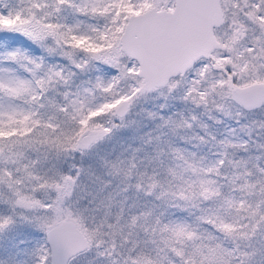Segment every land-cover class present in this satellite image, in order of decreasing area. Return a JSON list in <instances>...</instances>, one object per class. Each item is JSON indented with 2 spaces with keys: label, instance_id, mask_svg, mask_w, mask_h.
<instances>
[{
  "label": "snow or ice",
  "instance_id": "snow-or-ice-1",
  "mask_svg": "<svg viewBox=\"0 0 264 264\" xmlns=\"http://www.w3.org/2000/svg\"><path fill=\"white\" fill-rule=\"evenodd\" d=\"M19 3L24 7L0 12V33L19 34L49 54L59 51L78 70L89 64L98 73L97 65L115 70L108 79L97 75L94 82L89 81L91 88L64 91L61 103L46 93L56 85L69 87L75 73L66 75L61 66L45 64L43 56L28 55L20 48L0 54V93L29 106H0V231L12 225L17 215L29 222L35 220L46 236V243L35 249V264H70L73 256L92 245L96 233L62 207L64 197L71 193L72 178L59 173L40 174V159L23 162L25 150L38 151L36 145H41L55 148L57 154L69 150L83 153L112 131L99 123V118L115 116L122 121L136 97L165 85L174 87L178 81L173 78L194 65L201 68L200 79L192 82L188 95L196 92L204 101L210 91L219 89L221 95L245 107L264 102V72L258 70L264 69V0ZM64 6L83 16L102 17L105 24L85 25L81 30L79 23H53V14ZM81 52L84 59L77 60ZM129 78H135L137 86L129 94L117 91L120 83ZM201 84L205 86L203 90L197 87ZM97 92L103 94L101 102L93 103ZM41 109L51 115L45 119ZM227 164L243 168L242 162L228 160ZM224 166V159L207 169L189 164L187 179L173 171L181 187L172 195L184 203L170 206L181 211L197 209L200 215L196 223H163L159 216L149 219L151 212L133 216L127 227L138 226L148 239L129 241L128 237L134 235L131 231L123 237L125 243L130 242L124 264H237V259L239 264H256L257 256L264 264V245L257 248L250 242L249 251L241 252L236 243L251 241L257 232L264 236V179H249L251 171L233 173L227 177L228 186L242 194L240 198L233 197L222 191L224 185L211 179L213 174L220 176ZM258 171L264 175V168ZM49 191H55V199L45 202L37 198V193ZM253 196L257 197L255 201L246 198ZM205 202H209L208 206L201 207ZM34 210L45 215H25ZM245 219L248 223H242ZM215 232L221 233L223 239ZM224 240H231L234 249L225 248ZM140 243L155 245L156 256L138 248Z\"/></svg>",
  "mask_w": 264,
  "mask_h": 264
},
{
  "label": "clouds",
  "instance_id": "clouds-1",
  "mask_svg": "<svg viewBox=\"0 0 264 264\" xmlns=\"http://www.w3.org/2000/svg\"><path fill=\"white\" fill-rule=\"evenodd\" d=\"M55 54L59 55V52ZM80 55L84 56L83 53ZM48 58L45 55V60ZM52 59H55V55ZM202 59L207 60V57ZM258 70L264 72V69ZM200 71L199 65L191 66L182 76L173 78L180 83V87H177V83L171 88L165 85L133 100L122 121L135 122L130 128L139 126L141 131L145 123L152 125L150 132L136 134V146L121 144L118 147H106L117 133L116 127L112 125L121 120L115 116H104L98 122L112 128V131L100 143L83 153L71 150L59 153L50 176L59 173L74 181L71 193L64 197L62 207L71 212L73 218L82 219L89 231L96 233L92 245L84 248L95 255V264H124L130 244L125 243L123 237L129 231L133 232L134 235L128 237L130 241L136 238L135 234L139 230L138 226L131 229L127 227L131 218L170 199L167 194L172 191L176 179L172 172H176L177 176L190 173L188 165L195 164L198 167L207 155L206 148L208 152L219 150L221 156L228 152L251 160L254 171L249 179H255L256 176L264 179V175L258 171L264 168V159L260 160L259 167L253 159L264 158V102L245 107L221 95L219 89L210 91L204 101L200 100L196 92L188 95L192 82L200 79ZM97 75L103 74L91 73L94 81ZM136 86V79L129 78L122 81L117 90L129 94ZM197 87L203 90L205 86L201 84ZM96 95L101 97L103 94L97 92ZM162 109H166L164 118L158 119ZM199 153H204V156ZM55 196V191L37 193V198L45 202L49 198L55 199ZM141 200L144 201L142 205L139 203ZM25 215L31 218L45 213L34 210L25 212ZM21 223L26 228L36 226L35 220L16 221L17 225ZM109 225L116 227L110 228ZM7 235L8 228L0 231V264H35L34 256L21 255L17 248L3 243ZM44 243L45 234L35 242V246L27 243L23 248L31 252ZM248 243L241 240V252L249 251ZM228 249H234V244ZM78 259L79 252L70 259V264H78Z\"/></svg>",
  "mask_w": 264,
  "mask_h": 264
},
{
  "label": "rangeland",
  "instance_id": "rangeland-1",
  "mask_svg": "<svg viewBox=\"0 0 264 264\" xmlns=\"http://www.w3.org/2000/svg\"><path fill=\"white\" fill-rule=\"evenodd\" d=\"M77 2H79V0H77ZM12 5L14 6L13 9H15L17 7H24L23 4L19 3V0H16L15 4H14V0H9L8 2H6L5 0H0V9L4 8V9L0 10V12H6L8 9H12ZM5 7H7V8H5ZM55 14L56 13H54V15ZM53 20L54 19H52V21ZM53 23H55V22H53ZM57 23H59V22H57ZM64 23H65V25H69V26H75L79 23V28L81 30H83L85 25L103 26L105 24V20L102 17H92V16L80 15L78 13H75L74 10L71 8V18L67 19L66 22H64ZM4 34H6V33H0V36L4 35ZM10 34L23 37V36L16 34V33H10ZM29 42L33 46H35L36 48L40 49L38 46L33 44L31 41H29ZM1 46L3 47V53L5 51L9 50V47H7L6 44H3L2 38L0 37V47ZM11 49H14V48H11ZM40 50L42 51V49H40ZM57 52H59V51H57ZM45 53H47V52H45ZM47 55L51 56V58L48 59L47 63H45V64L61 66L66 75L69 72L75 73V75L72 76L70 79L69 87L65 88L63 85H56L55 88H51L46 93L48 98H50V99L54 98L57 102L62 103L63 97H62L61 93H63L64 91L76 92L78 87L79 88H84V87L91 88V84L89 83V81L94 82V80L91 76V73L96 72L91 64L86 66L83 70H78L74 66H72L68 62V60L65 59L64 57H62L60 54L56 55L55 53H53V54L47 53ZM53 55H55V59H52ZM76 59L77 60H83L84 56H81L80 53H78L76 56ZM55 61H57V62H55ZM99 73H102L103 76L111 77L112 75L115 74V70L110 69L109 66L105 65V66L100 67ZM177 87H180L179 82L177 83ZM117 91H120V90H117ZM96 97H97V99L93 100V103H97L98 100H100V97H98L97 95H96ZM146 99L147 98H145V100ZM7 100H8L7 96H5L3 93H0V106H3L4 108H7L9 105H13V106L19 105L25 109H27L29 107L28 105L23 104V102L20 100H17L18 104L17 103L13 104L11 102H8ZM40 113L44 116L45 119H47V117L49 115H51V112L46 110V109H41ZM159 115H160V113L158 114V117H157L158 119H160ZM58 119H59V117H58ZM132 123L135 124V122L124 123L123 121L116 123V125H119V127H116L117 133L113 137V139L108 142V145H106V147H108L109 145L112 147H118L121 144H127L128 147H134L135 142L137 140V135H136L137 133H139L140 135H143L145 132L151 131V130H149L150 125L148 123H145L143 125V131H141L139 126H137L135 128H130ZM100 142L101 141H98L97 143H100ZM36 148L38 149V151H33L32 149L25 150L24 155H25L26 159L23 162L26 163L27 160H29V159H31V160L40 159L41 162L37 165V171L42 175L45 173L50 175L52 168L55 166V161L59 159V154H57L55 148H51V147L46 148L45 146H41V145H36ZM221 157H223V156H221ZM257 158H259V159H257ZM253 159L256 160V166L259 167L260 166V160L264 159V158L254 157ZM216 160L219 161L220 159L217 158ZM224 160H225V166L220 169L221 170L220 176L224 179H227V177L232 176L233 173H240L242 171H251L253 173V171H254V169L252 168L251 160H243L242 158H240L236 155L235 156L233 155L231 157H228L225 155ZM228 160H231L234 164L236 162H242L243 168H240V167L233 168L231 165L227 164ZM85 165H87V161H85ZM208 166H210V167L218 166V163L214 162V163L209 164V165L204 166V167H208ZM77 167H79V165H77ZM237 183H240V181H237ZM180 187L181 186H179L178 190L180 189ZM0 190H2V189H0ZM230 192H232L234 195L238 194L237 198H240L242 196V194L239 191H232L231 190ZM172 193L173 192H170L167 194L170 197V199L165 200L164 203L158 204V205H153L146 210V212H151V214H152V216L149 219H152L156 216H159L160 219H162V217L163 218L169 217L168 213L171 212L170 208H172V206H170L171 202L173 201V199L178 200L176 196L172 195ZM234 197H236V195ZM246 198L253 200V201H255L257 199V197H255V196L246 197ZM161 199H164V198L162 197ZM178 201L180 202V200H178ZM208 204H209V202H205V203L201 204V207H207ZM190 210L195 211V208H190ZM19 211L20 210L18 209L17 212H19ZM167 211H168V213H167ZM195 213H196V215H200V212L195 211ZM13 219L15 222L8 227L9 235H7L6 237L3 238V243H5L6 245H9L11 247L17 248L18 253L21 255H25L26 257L34 256L35 249H33L31 252H29V250L27 248H23V245L27 244V243H32L35 246V242L40 240L44 236V232H42L37 226H34V227L29 226L28 228H26L23 223L17 225L16 224L17 220H23V219H20L18 215L14 216ZM169 221H172V220L169 219L166 223H168ZM242 223H248L247 219L242 221ZM214 234L217 237L223 239V236L221 233L215 232ZM136 239L139 241H144V240H147L148 238L145 236L143 231H141L139 229L137 234H136ZM245 242L248 243L249 241H245ZM250 242L252 244H254L257 248H259V247H261V245H264V236H262L261 233L257 232V234L254 237H252ZM197 243H199V241H197ZM236 243L240 244L241 240H237ZM129 244H130V242H129ZM232 245H233V242L231 240H224V247L225 248H230ZM241 246H243V245H241ZM138 248H143L145 251L149 252L150 255L153 257L156 256L155 245H152L151 243H148V244L140 243ZM169 255H171V254H169ZM174 259H176V258H174ZM95 260H96L95 255L93 253H91L90 250H85L83 253H81L79 255L78 264H95ZM260 261H261V257L257 256L256 257V264H260ZM237 264H239V259H237Z\"/></svg>",
  "mask_w": 264,
  "mask_h": 264
},
{
  "label": "trees",
  "instance_id": "trees-1",
  "mask_svg": "<svg viewBox=\"0 0 264 264\" xmlns=\"http://www.w3.org/2000/svg\"><path fill=\"white\" fill-rule=\"evenodd\" d=\"M5 1L8 2L9 0H5ZM15 2H16V0H14V4H15ZM13 7L14 6L12 5V9H13ZM5 8H7V7H5ZM2 9H4V8H1L0 10H2ZM52 17H53L52 19H54L52 22H55V23L59 22L60 24L62 23L63 25H65L64 22H66L67 19L71 18V8L68 7V6H64L59 13H56L55 15L53 14ZM0 37L2 38L3 44H6L7 47H9V49H11V48H20L22 50H25L28 55H31V56H34V57L43 56L45 63H47V60L51 58V56H48L49 58L47 60H45V55H47V53H45L43 50L41 51L40 49L36 48L27 39H25L23 37L15 36V35H12L10 33H6L4 35H1ZM2 53H3V47L1 46L0 47V54H2ZM55 62H57V61H55ZM12 67H16V66L12 65ZM7 99H8L7 100L8 102H11L13 104L14 103L18 104L17 100H10L8 97H7ZM165 111H166V109H162L161 110L160 115H159L160 119L164 118ZM149 125H150L149 130H151L152 129V125L151 124H149ZM180 143L183 144L184 141L181 140ZM135 146H136V142H135ZM205 152H207L206 156H204V153H199L198 154L200 156H204L203 162L198 164V167L199 168H203V169H207L208 167H210V166H208V167H204V166H207V165L212 164L214 162L218 163V160H216L217 158L225 159V155L228 156V157L233 156V155H230L228 152H225L223 157H221L219 150H214L212 152H208L207 148L205 149ZM243 160H246V159H243ZM189 175H190V173H187V174H184L183 176H184L185 179H187V177ZM211 179L217 181V183H219L221 185H224V187L222 188V191L224 193L230 194L233 197L236 195V197H237L238 194L234 195L232 192H230L231 188L228 186V180L227 179H224L221 176H216L214 174L211 175ZM179 186H181V181L179 179H175L173 181L172 191L171 192H173V193L174 192H178L179 191L178 190ZM180 202L178 200H176V199H173L171 204L178 203V204L183 205L184 202L183 201H180ZM139 203L142 205L144 203V201L141 200ZM170 210H171V212H169V213L167 211V213L169 214L168 218L167 217H164V218L162 217L161 220H162L163 223H166L170 219L172 221H184V222H186V223H188L190 225H194L196 223V217L199 216V215H196V213H195V211L199 212L197 209H195V211H192L189 208L188 211H181L179 208L172 207V208H170ZM204 227H207V226H204ZM205 242H207V241H205Z\"/></svg>",
  "mask_w": 264,
  "mask_h": 264
},
{
  "label": "water",
  "instance_id": "water-1",
  "mask_svg": "<svg viewBox=\"0 0 264 264\" xmlns=\"http://www.w3.org/2000/svg\"><path fill=\"white\" fill-rule=\"evenodd\" d=\"M158 74H159V69H158ZM84 251H85V249H82V250L79 252V254L82 253V252H84Z\"/></svg>",
  "mask_w": 264,
  "mask_h": 264
}]
</instances>
